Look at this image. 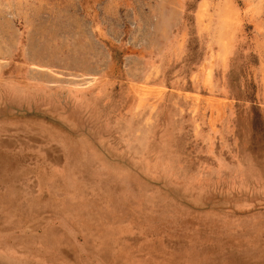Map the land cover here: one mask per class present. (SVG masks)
I'll use <instances>...</instances> for the list:
<instances>
[{"label": "rangeland", "instance_id": "374dc122", "mask_svg": "<svg viewBox=\"0 0 264 264\" xmlns=\"http://www.w3.org/2000/svg\"><path fill=\"white\" fill-rule=\"evenodd\" d=\"M11 142L0 264H264V0H0Z\"/></svg>", "mask_w": 264, "mask_h": 264}, {"label": "bare ground", "instance_id": "6f19581e", "mask_svg": "<svg viewBox=\"0 0 264 264\" xmlns=\"http://www.w3.org/2000/svg\"><path fill=\"white\" fill-rule=\"evenodd\" d=\"M212 69L209 67V71H211ZM207 71V70H206ZM210 73V72H209ZM13 144H15V143H12L11 142V144H9V145H7L6 146V144H4V143H0V211L1 210H3L5 213H4V215L6 214V218H8L9 216H11V215H15L18 211H21V209H20V207L19 206H22V207H25V206H23L22 204H21V202H22V200L25 198L24 197V195L23 194H21V192H20V190H17V187L18 186H12V185H10L9 183H7L6 182V184H5V181H4V179L5 178H7V177H5L6 175H5V172H6V170H8V169H4V163L5 162H8V161H10L9 160V157L8 156H6L5 155V151L6 152H8L9 150H11V149H9V150H7L6 148H8V146H9V148H11L10 147V145L12 146ZM6 147V148H5ZM18 147V146H17ZM19 148V147H18ZM19 150H20V148H19ZM11 155H12V153H10ZM17 160V159H16ZM15 160V161H16ZM20 161V160H19ZM11 163V162H10ZM17 164V163H16ZM23 165V164H22ZM10 166V165H9ZM18 166H20V165H18ZM15 167V166H14ZM17 167V166H16ZM17 170V169H16ZM20 171V170H19ZM8 172V171H7ZM7 172H6V174H7ZM38 173H40V172H38ZM41 174H43V172L41 173ZM32 179V178H31ZM6 185H8V187L6 186ZM22 186H23V184H22ZM30 187V186H29ZM31 188V187H30ZM20 192V194L21 195H17L19 192ZM33 192V191H32ZM61 196V195H60ZM69 200V199H68ZM70 204V203H69ZM74 207V206H73ZM79 211H80V213H81V210L79 209ZM22 212V211H21ZM35 213V212H34ZM82 214V213H81ZM34 215V214H33ZM2 216V215H1ZM20 215H17L16 214V218H18ZM80 220H82V219H80ZM25 222H26V220H25ZM68 224V223H67ZM17 225H19V224H17ZM87 225V224H86ZM35 226V225H34ZM33 226V227H34ZM17 227V226H16ZM19 227V226H18ZM37 227V226H36ZM90 227V226H89ZM92 228H94V227H92ZM104 228V227H103ZM163 228V227H162ZM79 229V228H78ZM147 229V228H146ZM100 230V229H99ZM102 230V229H101ZM80 231V230H79ZM151 231V230H150ZM103 232H105V230L103 231ZM158 232H159V230H158ZM158 232H156L157 234H158ZM161 232V231H160ZM220 232V231H219ZM218 232V233H219ZM77 233V232H76ZM75 233V234H76ZM150 233H152V232H150ZM154 233V232H153ZM59 234V233H58ZM137 233H135V235H136ZM148 234V233H147ZM164 234V233H163ZM60 235V234H59ZM176 235V234H175ZM180 235H182V234H180ZM179 235V236H180ZM25 236V235H24ZM78 236V235H77ZM156 236V235H155ZM165 236V235H164ZM163 236V237H164ZM217 236V235H216ZM123 237V236H122ZM130 237V236H129ZM149 237V236H148ZM151 237V236H150ZM177 237H178V235H177ZM219 237V236H218ZM39 238V237H38ZM41 238V237H40ZM80 238V237H79ZM114 238V237H113ZM121 238V237H120ZM164 238H166V237H164ZM44 239H45V237H44ZM127 239V238H126ZM182 239V238H181ZM30 240V239H29ZM53 240V239H52ZM183 240V239H182ZM256 240V239H255ZM39 241V240H38ZM79 241H80V239H79ZM129 241V240H128ZM185 241V240H184ZM186 242V241H185ZM190 242H192V241H190ZM243 242V241H242ZM248 242H250V241H248ZM248 242L246 243V244H248ZM257 242V241H256ZM7 243V242H6ZM47 245V244H46ZM232 245H233V242H232ZM236 244H234L233 245V247L235 246ZM45 246V245H44ZM193 246V245H192ZM191 247V246H190ZM220 247V246H219ZM238 247V246H237ZM249 247H250V245H249ZM240 248V247H239ZM238 248V249H239ZM245 248V247H244ZM3 249V248H2ZM216 249V248H215ZM220 249V248H219ZM230 249V248H229ZM242 249V248H241ZM92 250H93V248H92ZM216 250H218V249H216ZM223 250H224V248H223ZM195 251H196V249H195ZM247 251V250H246ZM197 252V251H196ZM84 255V254H83ZM89 255V254H88ZM238 255V254H237ZM91 256V255H90ZM243 256H245V255H243ZM264 257V256H263ZM56 258H58V257H56ZM60 260V259H59Z\"/></svg>", "mask_w": 264, "mask_h": 264}]
</instances>
